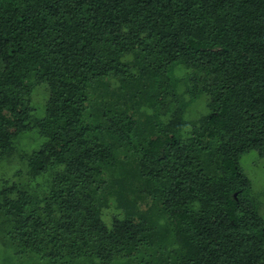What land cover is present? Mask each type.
Returning a JSON list of instances; mask_svg holds the SVG:
<instances>
[{"label": "trees", "instance_id": "obj_1", "mask_svg": "<svg viewBox=\"0 0 264 264\" xmlns=\"http://www.w3.org/2000/svg\"><path fill=\"white\" fill-rule=\"evenodd\" d=\"M252 151L264 0H0V166L34 183L0 188L16 264H264Z\"/></svg>", "mask_w": 264, "mask_h": 264}, {"label": "rangeland", "instance_id": "obj_2", "mask_svg": "<svg viewBox=\"0 0 264 264\" xmlns=\"http://www.w3.org/2000/svg\"><path fill=\"white\" fill-rule=\"evenodd\" d=\"M46 100H47V92L45 90V87L38 86L33 92V103L35 107H38L36 110L38 114H41L43 105L46 102ZM207 100L208 98H205L203 101L207 102ZM201 112L202 110L200 109L198 113ZM23 147L25 146L22 145L21 149H23ZM241 166L245 174L252 180L253 194H255V196L261 202L262 204L261 214L264 215V159H260L258 153L256 151H252L243 156V158L241 159ZM25 170L26 168L20 162L17 155H14L9 161L4 162L0 166V188L4 182L5 183L21 182L23 184L27 183L33 186L34 183L32 182L29 183V180L25 174ZM45 181L46 180L43 179H39L38 181V184H40L42 190L46 189L45 187L46 185L44 183ZM1 236L2 233L0 230V239ZM16 263H17V258L13 253L7 254L5 249H2L0 251V264H16Z\"/></svg>", "mask_w": 264, "mask_h": 264}]
</instances>
